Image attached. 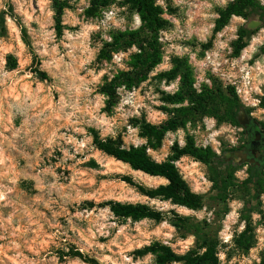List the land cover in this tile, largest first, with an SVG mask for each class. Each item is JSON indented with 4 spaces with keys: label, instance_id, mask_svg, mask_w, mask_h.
<instances>
[{
    "label": "rangeland",
    "instance_id": "374dc122",
    "mask_svg": "<svg viewBox=\"0 0 264 264\" xmlns=\"http://www.w3.org/2000/svg\"><path fill=\"white\" fill-rule=\"evenodd\" d=\"M66 1L59 35L52 0H0V13L10 11L16 17H6L7 32L0 37V264H86L66 256L72 250L101 264H156L154 255L138 257L134 252L155 242L182 255L197 247L195 233L175 226L171 212L198 224L218 243L221 264L259 263L264 194L251 172L253 165L233 168L239 186L235 190L222 192L212 181L244 141L243 126L193 118L168 132L161 143L143 137L140 126L143 121L164 123L172 116L165 109L179 107L163 99L178 92L180 78L167 82L158 77L173 68L177 57L188 62L197 91L221 84L237 95L244 108L240 116L248 113L264 125V14L233 17L214 33L219 9L233 0H156L169 22L160 33L163 61L139 87L119 89L116 105L107 109L99 89L128 69L136 49L115 54L111 61H99V53L114 33L139 28L140 18L119 1L94 18L85 14L92 0ZM259 2L264 6V0ZM244 27L253 34L234 57L232 43ZM35 68L50 81H41ZM90 129L126 148L146 146L157 162L166 161L190 139L198 148H211L218 158L210 165L190 156L176 162L192 191L203 197V207L191 210L140 195L119 177L130 175L147 187L166 181L136 173L95 149ZM110 200L148 204L164 212L165 219L124 221L109 208L86 206ZM248 224L253 246L243 251L235 239Z\"/></svg>",
    "mask_w": 264,
    "mask_h": 264
},
{
    "label": "trees",
    "instance_id": "16d2710c",
    "mask_svg": "<svg viewBox=\"0 0 264 264\" xmlns=\"http://www.w3.org/2000/svg\"><path fill=\"white\" fill-rule=\"evenodd\" d=\"M118 1L139 16L141 25L137 29L118 31L112 35L111 41L103 43L98 56L99 61H111L115 54L127 52L133 48L136 49V52L130 57L128 69L118 71L110 80H106L99 89V92L106 97L107 109H111L116 105L119 89L133 90L139 87L148 79L149 74L162 63L163 51L160 33L169 26V22L164 18V9L156 3V0H92L85 14L87 17H97L103 9ZM52 6L55 12L56 31L61 35L64 29L62 17L64 10L68 8V2L66 0H52ZM10 9L12 10V7ZM260 14H264V6L261 5L259 0H233L226 7L219 9L214 33H218L228 26L233 17L249 19ZM7 16L16 19L10 11L0 13V37L6 35L5 23ZM252 34L251 28L244 27L239 30L237 39L232 43L234 57H239L242 51L247 48ZM24 37L27 43L26 35ZM260 50L264 54V45ZM11 58L9 57V59ZM12 64L14 68L16 63L13 62ZM33 73L41 81H50L49 75L39 68H35ZM158 77L167 82L180 78L181 84L178 92L172 95H164L163 99L167 104L178 105L179 107L166 108L165 110L172 116L159 125L143 121L140 126L143 137L161 143L168 132L177 130L193 118L201 117H212L219 123L229 122L242 126V115L240 116V114L244 108L237 95L230 89H224L221 84L216 82L211 87L205 85L200 92L197 91L194 88L192 70L185 59L174 58L173 68L160 73ZM89 134L92 137L93 146L101 153L124 163L133 171H140L150 177L161 178L166 181L165 184L157 187H147L135 181L130 175L119 177L122 182L134 188L140 195L150 200L170 201L174 205L191 210H198L203 207V197L192 191L176 162L184 156H190L203 164L210 165L213 160L218 158L211 148H198L195 146L194 141L190 139L184 148L175 147L174 155L166 161L157 162L148 155L146 146L126 148L117 140L102 138L95 129H90ZM243 163L237 155L229 159L225 165L226 169L214 176L212 180L214 185L219 186L222 192L225 193L237 189L239 186L234 178L235 170L233 168ZM91 164L95 163L91 162ZM231 167L233 171H229ZM263 170L264 165H253L251 167L260 194H264ZM86 206L89 208H109L117 219L124 221L131 219L134 222H139L148 219L159 223L165 219L164 212L144 203H123L110 200L98 205L88 202ZM171 214L175 226L195 233L197 247L182 255L176 253L168 245L155 242L136 250L134 255L144 257L152 254L155 256L156 264H221L218 243L206 237L199 229L198 224L190 222L188 218L175 212H171ZM253 235V229L248 224L246 229L235 239L237 247L243 251H249L253 246ZM66 256L80 259L86 264H101L97 259L80 251L72 250ZM255 264H264V252L261 255L260 262Z\"/></svg>",
    "mask_w": 264,
    "mask_h": 264
},
{
    "label": "flooded vegetation",
    "instance_id": "af4514ba",
    "mask_svg": "<svg viewBox=\"0 0 264 264\" xmlns=\"http://www.w3.org/2000/svg\"><path fill=\"white\" fill-rule=\"evenodd\" d=\"M245 139L236 149V154L248 160L250 165H264V125L249 114L241 118Z\"/></svg>",
    "mask_w": 264,
    "mask_h": 264
},
{
    "label": "water",
    "instance_id": "95a60500",
    "mask_svg": "<svg viewBox=\"0 0 264 264\" xmlns=\"http://www.w3.org/2000/svg\"><path fill=\"white\" fill-rule=\"evenodd\" d=\"M236 155L239 156V157L241 158L242 162H247V161H248V160L242 159V156L239 155V154H236V153L233 155V157H235ZM256 166H258V165H256Z\"/></svg>",
    "mask_w": 264,
    "mask_h": 264
},
{
    "label": "bare ground",
    "instance_id": "6f19581e",
    "mask_svg": "<svg viewBox=\"0 0 264 264\" xmlns=\"http://www.w3.org/2000/svg\"><path fill=\"white\" fill-rule=\"evenodd\" d=\"M120 163H122V162H120ZM134 172H136V173H140V174H143V175H146V174H144V173H142V172H140V171H134ZM147 177H150V176H148V175H146ZM150 178H153V177H150Z\"/></svg>",
    "mask_w": 264,
    "mask_h": 264
}]
</instances>
